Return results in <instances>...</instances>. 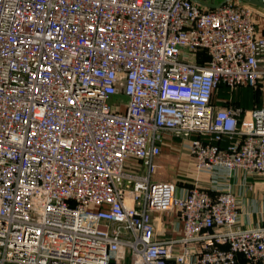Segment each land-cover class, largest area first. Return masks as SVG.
Here are the masks:
<instances>
[{"label": "built area", "instance_id": "2783aa9c", "mask_svg": "<svg viewBox=\"0 0 264 264\" xmlns=\"http://www.w3.org/2000/svg\"><path fill=\"white\" fill-rule=\"evenodd\" d=\"M263 11L0 0V264H264V224L241 225L233 190L153 177L170 136L197 173L264 179ZM169 210L183 234L160 239Z\"/></svg>", "mask_w": 264, "mask_h": 264}, {"label": "crops", "instance_id": "0c3cea01", "mask_svg": "<svg viewBox=\"0 0 264 264\" xmlns=\"http://www.w3.org/2000/svg\"><path fill=\"white\" fill-rule=\"evenodd\" d=\"M224 0H206L210 5H219ZM263 23H260V22ZM259 22L260 32L264 33V18ZM245 104V105H244ZM244 106L250 107L244 102ZM185 144L180 138L166 137L162 145V154L156 157V169L153 177L157 180H176L178 193L184 194L188 188H193L197 179L200 186L206 188L212 195L221 190L231 189L239 198L240 222L242 226L264 224V179L258 176H250L240 172L230 175L225 173L199 172L194 167V162L185 150ZM133 158L128 160V168H136L143 171L141 165H133ZM157 237L165 239L178 237L183 234L184 223L178 212L174 210L153 213ZM179 246L177 252H179ZM242 264H248L243 256H239ZM170 264H175L172 259Z\"/></svg>", "mask_w": 264, "mask_h": 264}, {"label": "rangeland", "instance_id": "374dc122", "mask_svg": "<svg viewBox=\"0 0 264 264\" xmlns=\"http://www.w3.org/2000/svg\"><path fill=\"white\" fill-rule=\"evenodd\" d=\"M263 13H264V11H263ZM260 23H263V22L261 21ZM251 92H252V90L250 88L241 89L239 91V93L237 94V98H239V96L248 97L249 96V93L251 94ZM252 94H251V97H250L252 100L250 99V103H249V106L250 107H253L254 106V104H255L254 102L257 99L256 96H255V98L254 97L252 98V96H253ZM121 98H123V97H121ZM258 100H260V99H258ZM111 102H113V103L114 102H120V97L114 96ZM32 216L33 217L36 216L35 211L32 213Z\"/></svg>", "mask_w": 264, "mask_h": 264}, {"label": "water", "instance_id": "95a60500", "mask_svg": "<svg viewBox=\"0 0 264 264\" xmlns=\"http://www.w3.org/2000/svg\"><path fill=\"white\" fill-rule=\"evenodd\" d=\"M194 1L198 2L201 5H205V6L209 5L208 3H206V0H194ZM226 1H229V0H224L223 2H226ZM241 1L259 6L264 9V0H241Z\"/></svg>", "mask_w": 264, "mask_h": 264}, {"label": "trees", "instance_id": "16d2710c", "mask_svg": "<svg viewBox=\"0 0 264 264\" xmlns=\"http://www.w3.org/2000/svg\"><path fill=\"white\" fill-rule=\"evenodd\" d=\"M253 93V94H252ZM251 94L253 95L252 96V98L254 97L255 98V96L257 97V99L255 100V102L254 103H257L259 100V93H257V92H251ZM251 94L249 93V96L248 97H243V96H239V98L237 99V103H239V104H244V102H246V104H249L250 103V97H251ZM252 100V99H251ZM245 105V104H244Z\"/></svg>", "mask_w": 264, "mask_h": 264}]
</instances>
